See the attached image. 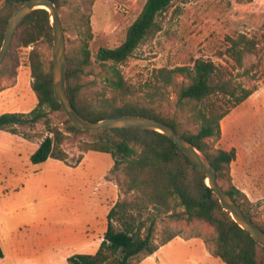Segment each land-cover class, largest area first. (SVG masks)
Listing matches in <instances>:
<instances>
[{
    "label": "rangeland",
    "instance_id": "1",
    "mask_svg": "<svg viewBox=\"0 0 264 264\" xmlns=\"http://www.w3.org/2000/svg\"><path fill=\"white\" fill-rule=\"evenodd\" d=\"M146 1L93 0L91 52L95 55L101 48L120 46ZM90 2L61 0L67 54L85 42L80 11ZM3 6L4 0H0V11ZM158 22L161 31L146 39L120 66L126 81L140 90L136 100L195 131L191 109L180 110L176 86L158 81L159 70L193 67L200 59L212 61L233 83L257 88L249 99L231 109L221 121L220 138L209 143L213 149H236L232 181L253 203L256 220L264 223V0H173ZM241 34L255 39L259 48L257 55L245 58L243 68L227 54L230 39ZM38 47L49 70L53 67V42L41 41ZM33 49L13 48V58L21 63L16 77H10L13 61L0 72V116L28 113L38 104L29 65ZM247 69L250 74L244 76ZM88 71L82 81L86 97L109 98L112 93L105 83L109 64L94 59ZM174 79L177 85L189 84L184 76ZM67 119L63 112L49 111L37 125L19 127L18 135L0 131V245L4 251L0 264H68L75 254L96 253L105 237L108 213L123 197L111 174L114 159L110 154L82 152L86 143L99 140L101 131L72 132ZM56 129L68 137L63 145L69 153L68 162L49 159L33 164L31 156ZM80 157L83 160L78 163ZM219 182L228 187L227 181ZM166 227L179 232L180 238L141 264H224L213 255L217 234L207 223L164 216L157 224V239Z\"/></svg>",
    "mask_w": 264,
    "mask_h": 264
},
{
    "label": "trees",
    "instance_id": "2",
    "mask_svg": "<svg viewBox=\"0 0 264 264\" xmlns=\"http://www.w3.org/2000/svg\"><path fill=\"white\" fill-rule=\"evenodd\" d=\"M28 0H4L0 11V49L3 45L9 20L13 13ZM61 13V0H53ZM239 2L252 0H238ZM173 0H147L141 14L129 27L125 41L116 48H101L94 55L89 41L93 39L90 12L93 0L87 9L80 11L85 42L77 50L67 54V88L74 108L86 119L99 122L112 117L135 115L157 119L171 125L186 140L203 151L218 171V179L227 181L224 190L239 204L245 214L264 230V223L256 220L253 206L246 193L236 187L231 177V165L237 158L236 149H213L209 141L221 136V121L249 99L257 88H245L233 83L224 71L212 61L197 60L193 67L161 69L155 78L165 85H175L177 106L182 112L192 111L195 131L185 129L173 117H165L153 106L136 100L140 90L126 81L120 66L127 62L148 38L159 31L158 18L171 6ZM53 42L50 13L37 9L28 15L15 34L11 52L0 69L3 71L13 61L12 74L16 77L21 67L19 59L13 58L15 47L34 49L29 55L32 88L38 99L34 110L28 113H5L0 116V131L18 135L19 127L35 126L48 117L49 111L63 112L54 94L53 67L45 68L38 44ZM227 54L243 68L247 56L257 55L259 48L255 39L245 34L230 39ZM110 66L106 85L112 95L109 98L89 99L84 94L83 78L93 65V60ZM249 75L248 69L245 71ZM181 75L189 84L177 85L175 77ZM70 131L77 129L67 119ZM67 135L52 130L31 156L33 164H42L49 159L68 162L69 153L63 148ZM82 152L110 154L114 159L111 174L123 195L108 213V228L105 237L94 254H75L68 264H141L156 254L177 237L179 232L166 227L160 239L156 238L158 221L169 217L175 221H202L216 232L213 255L224 264H264V248L258 244L224 210L219 198L207 183L206 172L196 165L165 134L157 131L124 128L105 129L99 140L86 143ZM83 160L80 157L78 163ZM4 251L0 245V258Z\"/></svg>",
    "mask_w": 264,
    "mask_h": 264
},
{
    "label": "water",
    "instance_id": "3",
    "mask_svg": "<svg viewBox=\"0 0 264 264\" xmlns=\"http://www.w3.org/2000/svg\"><path fill=\"white\" fill-rule=\"evenodd\" d=\"M37 9H46L51 16L53 28V77L54 94L61 104L68 119L74 126L82 131L99 132L105 129L137 128L157 131L170 138L196 165L206 172L207 183L219 198V201L232 218L247 232L252 238L264 248V230L248 217L234 198L229 195L218 179V171L212 164L209 157L197 146L184 139L174 127L157 119L127 115L112 117L99 122H92L84 118L73 106L67 88L68 58L67 47L63 23L56 3L53 0H28L18 8L11 16L3 45L0 49V69L4 65L11 51L15 34L22 25L25 18ZM153 257L156 254L152 255Z\"/></svg>",
    "mask_w": 264,
    "mask_h": 264
},
{
    "label": "crops",
    "instance_id": "4",
    "mask_svg": "<svg viewBox=\"0 0 264 264\" xmlns=\"http://www.w3.org/2000/svg\"><path fill=\"white\" fill-rule=\"evenodd\" d=\"M180 237H177L176 239H179ZM191 240H199L198 238H193V239H191ZM158 253V252H157ZM157 253H156V255H157ZM212 256V255H211Z\"/></svg>",
    "mask_w": 264,
    "mask_h": 264
}]
</instances>
